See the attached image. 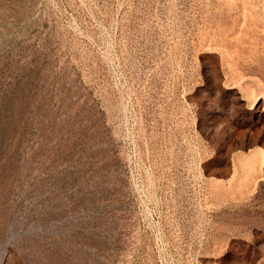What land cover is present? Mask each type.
<instances>
[{
	"label": "rangeland",
	"instance_id": "obj_1",
	"mask_svg": "<svg viewBox=\"0 0 264 264\" xmlns=\"http://www.w3.org/2000/svg\"><path fill=\"white\" fill-rule=\"evenodd\" d=\"M0 264H264V0H0Z\"/></svg>",
	"mask_w": 264,
	"mask_h": 264
}]
</instances>
